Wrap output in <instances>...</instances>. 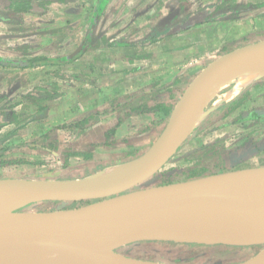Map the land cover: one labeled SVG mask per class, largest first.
<instances>
[{
	"label": "rangeland",
	"instance_id": "rangeland-1",
	"mask_svg": "<svg viewBox=\"0 0 264 264\" xmlns=\"http://www.w3.org/2000/svg\"><path fill=\"white\" fill-rule=\"evenodd\" d=\"M229 1L255 7L242 13L241 18L239 16L236 20L197 24L196 29L188 30V35L183 34L184 32L180 35L182 41H179V44L190 42L192 51L184 58V62L172 68V80L177 74L176 76L182 77L180 79L184 82L177 85L178 96L175 105L195 78L212 62L239 47L264 40V0ZM216 2L218 0H109L96 20L97 32L94 34L107 33L111 38H125L129 42H135L144 38L153 26L156 27L169 19V26H161L162 32L178 28L179 25L176 26L175 23L186 13L198 11ZM97 4L98 0L54 3L46 14L29 13L21 15L17 23L0 22V57L12 60H24L36 55L71 58L79 53L86 40L88 27L94 24L91 23L92 10ZM180 47L176 49L179 50ZM138 48L139 46L114 48L112 52L104 48L101 53H96L95 49L88 52L86 50L77 60L70 63L35 69L21 70L0 66V98H4L0 101V106L18 112L20 120L34 112V107L26 100V94L34 87L49 86L50 82L62 80L61 90L66 91L64 96L49 103V109L43 119L31 121L17 129L15 124L0 129V178L88 180L108 167L124 163L126 165L140 159L133 158L136 155L144 156L152 143H145L142 141L143 135L133 133L136 124H132V128L123 127L117 133L118 128L115 125L120 118L114 117L107 121L104 119L105 111L110 107L108 103L113 99H95L88 93V79L83 77V74H88L94 66L91 59L99 56L102 59H110L108 64H115L118 83L126 76H130L129 82L143 80L139 73L130 75V72H122L127 65L121 57L124 58L125 52L139 54ZM172 49L174 52L175 48ZM137 60L139 64H143L141 59ZM164 65L165 62H162L160 68L162 73H167L168 68H164ZM75 72H82V79L69 76L64 82L65 79L59 77V74H79ZM97 75H94L95 78ZM234 85L235 83L229 80L221 84L215 93H209L212 95L207 94L197 114L198 122L186 130L188 138L162 170L173 166L188 168L199 162L200 167L207 166L217 171L219 164L223 166L231 162L227 158L220 159L218 154L224 155L234 150L232 154L235 156L241 152L242 146L248 147L253 140L264 139V76L244 87L241 92L246 90L247 93L241 105L226 118L218 120L221 113L216 106L225 102L223 98L229 99L228 92ZM146 87L148 86L142 89ZM228 88L230 90L225 93V97L221 96L223 90ZM252 88L256 90L251 91ZM77 91H81V94H77ZM14 104H17L14 108L10 107ZM169 119L170 116L164 118L163 129ZM112 128H115V134L106 140L103 131ZM163 129H158L157 135ZM140 130L141 128L137 129L138 132ZM156 137L153 136L152 139ZM104 141L107 143L104 144ZM247 162L251 166L249 169L264 168V151L249 158ZM220 174L223 173L216 175ZM51 176L59 178L52 179ZM178 180L180 181L177 183L185 182L183 177ZM161 186L165 185H160L157 173L127 192L152 193L153 189ZM85 204L86 202L74 201L27 202L13 210L45 212L71 209ZM263 249L264 243L261 242L208 244L142 241L118 247L116 250L129 257L157 264H234L252 258Z\"/></svg>",
	"mask_w": 264,
	"mask_h": 264
},
{
	"label": "water",
	"instance_id": "water-1",
	"mask_svg": "<svg viewBox=\"0 0 264 264\" xmlns=\"http://www.w3.org/2000/svg\"><path fill=\"white\" fill-rule=\"evenodd\" d=\"M259 55H264V40L228 52L207 66L187 88L150 150L137 159V168L125 177L100 186L86 180L0 178V194L26 203L87 202L55 211H0V264H150L116 249L142 241L221 242L216 236L197 238L185 228L216 197L215 191L201 187L203 178L157 187L153 190L157 193L127 191L148 181L175 157L189 136L183 128L185 120L208 86L232 65ZM260 203L264 207V200ZM260 226L249 216H228L215 224L214 231L240 228L254 242L264 243ZM254 227L258 230L251 231ZM234 264H264V249Z\"/></svg>",
	"mask_w": 264,
	"mask_h": 264
},
{
	"label": "crops",
	"instance_id": "crops-1",
	"mask_svg": "<svg viewBox=\"0 0 264 264\" xmlns=\"http://www.w3.org/2000/svg\"><path fill=\"white\" fill-rule=\"evenodd\" d=\"M108 1L109 0H98L97 6H95V8L92 10L93 16L91 17V23L94 24L88 27L87 34L97 32L96 20L103 13ZM26 14H22V15H26ZM170 21L171 19L166 20L164 22L165 25H162L164 23L162 24L160 23L156 27L153 26L151 28V31L146 34L147 36L145 35L144 38H142L141 40H137L135 42H131V41L129 42L125 38H118V39L115 37L111 38L107 33L97 34V40H95L94 43L90 45L88 49H86L87 51L85 50L86 52H88L89 50L92 51L93 49H95L96 53H101V51H104V48L107 51L112 52L114 51V48H122V47L129 48V46L130 47L139 46L137 50L139 54H135L131 51V52H125L124 58L121 57L124 64L127 65V67L124 68L122 72L124 73L130 72V75L131 74L133 75L134 73H139L138 75H141V77L144 78L143 80H140L138 82H133V81L129 82L130 76L128 78L126 76L125 78L122 77L120 79L121 83H118V81L116 80L117 78L115 77L116 74V70L114 68L115 64L112 63V65H110L107 63L109 62L110 59H102L99 56H96L95 58L91 59L92 60L91 63H93L94 66L92 67L91 70H89V72H87L88 74H83L84 75L83 77L88 79V81H86L87 84H90L89 85L90 87L88 88L89 89L88 93L93 97H95V99L99 100L100 98H102V99H106V101L113 99L108 103L110 104V107L107 108L105 111L104 114L105 121L114 117L115 119L120 118L117 124L115 125V127L117 126L118 128L117 133H119L121 129H123V127L129 126V128H132V124H136L137 127H133L135 128L133 129V133L137 132L138 134L143 135L142 141H144L145 143L146 142L152 143L151 146L154 144V142L158 139V137L165 129V128L163 129L164 118L171 116L176 106L175 102L178 96L177 85L179 86L182 83H184L180 79L182 77H177L176 76L177 74L172 80L173 74H171L172 68L177 64L179 63L181 64L182 62H184L185 60L184 58H187V56H189L192 51L191 47H189L190 42L188 43L187 41H184L179 44V41H182V37H180V35L182 34V32H184L183 34L188 35L189 33L188 30L190 28L194 30V28L196 29L197 27L196 25L195 27L192 26L187 29L176 32H173L172 28H170L166 32L165 31L162 32L161 26H169L168 24ZM78 31L80 32L79 29ZM75 32H77L76 29ZM153 33H155L154 35L157 37V39L154 38L155 40L154 39L148 40V37L151 36V34ZM201 42L203 41L201 40ZM172 44H175V46L173 47ZM84 45H85V41L83 45L80 47L81 49L79 53L84 49ZM178 46H181L179 50L176 49ZM172 48H175L174 52ZM154 51L157 52V54ZM76 55H78V53L73 55L72 57ZM158 56H160L161 58ZM79 57L80 56H78L75 60H77ZM137 59H141L140 61H143V64L141 63L139 64L137 62L138 61ZM162 62H165L164 68H168L167 73H162V70L160 68ZM75 73H79V74H71V75L59 74V77L61 79H65L63 80L64 82L66 81V78H69V76L73 78L74 75H79V77H74V78L82 79V77L80 76L82 72H75ZM95 74H98L96 78L94 76ZM58 81L59 80H57V82ZM59 83H60L59 91L63 94L61 96H64L66 91L61 90L63 88L61 84L63 83L62 80ZM160 84L162 85L160 86ZM146 85L148 87L142 89V87ZM253 89L256 90V88H252L251 91H253ZM76 90L79 89L77 88ZM229 90L230 88L223 90L221 96L225 97V93ZM166 93L168 95H165ZM240 93L241 91L237 95H235V97H237ZM77 94L80 95L81 91L80 92L77 91ZM101 94L103 96H100ZM235 97H233L232 99H234ZM223 99H225L224 100L225 102H221V104L217 105L216 109L220 108L224 103L232 100V99H226V97ZM95 103L97 104V102ZM91 104L94 105V103ZM159 104H164L165 108H161L162 110L157 109V106ZM168 111H171L170 114H168ZM139 128H141V130L138 132L137 129ZM158 129L160 130L163 129L159 135H157ZM106 131H103L105 139H106L105 136ZM153 136L155 137L157 136V137L155 139H152ZM133 158H141V157L140 155L139 157L136 155ZM250 167L241 170H246L249 169ZM50 178L58 179L59 177L51 176ZM44 180H51V179H44Z\"/></svg>",
	"mask_w": 264,
	"mask_h": 264
},
{
	"label": "trees",
	"instance_id": "trees-1",
	"mask_svg": "<svg viewBox=\"0 0 264 264\" xmlns=\"http://www.w3.org/2000/svg\"><path fill=\"white\" fill-rule=\"evenodd\" d=\"M73 1L74 0H0V22L7 24L17 23L20 21L22 14L33 13L43 15L49 11V7L51 4H68ZM254 7L255 6H250V4H237L232 3L229 0H218V2H216L215 4H209L206 7L199 9L198 11L186 13L179 22L175 23L176 26L179 25V27L175 29L172 28V30L173 32H176L187 29L197 24H203L210 21L236 20L242 13L252 10ZM154 34L155 33L151 34V36L148 37V40H153L154 38L157 39ZM95 40H97V35H95L94 33L87 34L84 49L73 58H68L67 56L49 57L36 55L24 60H12L0 57V66L14 67L17 69L26 70L69 63L80 56L86 49H88ZM73 77H79V75H74ZM59 90L60 83L57 81L50 82L49 86L34 87L33 90L26 94V100L29 102L30 106L34 107V112L29 113L22 120L19 119L18 112H15L14 110L9 111L7 110L8 108L5 109L4 107L0 106V129L6 125L11 124H15V129H17L20 127H24L31 121H38L43 119L49 109V102L63 95ZM246 93L247 91L244 90L231 101L224 103L222 105L223 107L221 106L220 108H218L217 110L221 113V116L218 118V120L226 118L238 106H240L244 100ZM3 100V97L0 98V101ZM16 105L17 104H14L10 107L14 108ZM161 108H165V105L159 104L157 106V109L162 110ZM170 112L171 111H168V114H170ZM112 134H115V128L106 131V140L111 138ZM106 143L107 142H105L104 144ZM247 150H249L248 154ZM263 151L264 139L253 140L250 146H242L241 152L235 154V156L234 154H232L234 153V150L224 155L218 154L220 159L227 158L230 159L231 162L229 164H223V166L219 164L218 167L216 166L217 171L216 169L207 166L200 167L199 162L195 163L192 166H189L188 168H182L179 166L165 168L164 170L158 172L160 185H171L177 183L178 181H180L178 180L179 177H183V181H189L216 175L220 172L226 173L245 169L250 167L247 160Z\"/></svg>",
	"mask_w": 264,
	"mask_h": 264
},
{
	"label": "bare ground",
	"instance_id": "bare-ground-1",
	"mask_svg": "<svg viewBox=\"0 0 264 264\" xmlns=\"http://www.w3.org/2000/svg\"><path fill=\"white\" fill-rule=\"evenodd\" d=\"M262 76H264V55L232 65L221 74L219 81L210 84L207 91L199 97L197 104L185 120L184 130H188L198 122L197 114L203 106H201L203 99L212 91L215 93L221 84L223 85L229 80L235 83L234 88L227 95L229 99H232L244 87ZM138 165L139 161L134 160V162H128L126 165L124 163L120 166L108 167L107 171L98 173L93 178L86 180V183L100 186L115 181L130 174ZM201 187L215 191L216 197L202 206L200 215L193 217L188 224H185V228L191 235L200 239L216 236L217 240L221 242L235 244L254 242L240 228L227 227L215 232V224L222 222L228 216H249L261 225L258 227L259 230L264 231V207L260 206L262 205L260 201L264 200V169L257 172L240 171L224 177L208 176L201 180ZM157 192L153 191L152 193ZM25 203L26 200L14 199L0 194V211H10L23 206ZM256 229L257 227H254L251 231Z\"/></svg>",
	"mask_w": 264,
	"mask_h": 264
},
{
	"label": "flooded vegetation",
	"instance_id": "flooded-vegetation-1",
	"mask_svg": "<svg viewBox=\"0 0 264 264\" xmlns=\"http://www.w3.org/2000/svg\"><path fill=\"white\" fill-rule=\"evenodd\" d=\"M170 22H171V21H170ZM170 22H169V23H170Z\"/></svg>",
	"mask_w": 264,
	"mask_h": 264
}]
</instances>
